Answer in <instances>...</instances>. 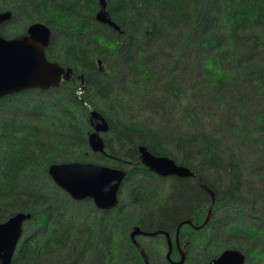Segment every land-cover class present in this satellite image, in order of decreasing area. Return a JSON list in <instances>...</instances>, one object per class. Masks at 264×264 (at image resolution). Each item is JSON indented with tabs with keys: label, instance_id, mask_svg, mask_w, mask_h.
Masks as SVG:
<instances>
[{
	"label": "trees",
	"instance_id": "1",
	"mask_svg": "<svg viewBox=\"0 0 264 264\" xmlns=\"http://www.w3.org/2000/svg\"><path fill=\"white\" fill-rule=\"evenodd\" d=\"M105 1L120 31L97 22L99 0H0V11L13 15L0 35L46 25L48 60L76 78L54 93L0 100V223L31 216L12 264H145L130 238L134 227L174 237L191 218L202 225L212 199L196 179L162 182L142 166L125 178L116 210L101 214L91 200L64 209L58 196H69L50 166L121 168L107 156L137 162L141 146L189 167L215 194L210 225L181 229L186 264H208L209 250L213 260L227 249L264 264V0ZM85 104L108 122L105 156L88 145ZM244 165H255L253 177ZM39 181L50 197L34 187ZM166 241L138 239L150 264H169Z\"/></svg>",
	"mask_w": 264,
	"mask_h": 264
},
{
	"label": "water",
	"instance_id": "2",
	"mask_svg": "<svg viewBox=\"0 0 264 264\" xmlns=\"http://www.w3.org/2000/svg\"><path fill=\"white\" fill-rule=\"evenodd\" d=\"M99 11L96 20L102 25L109 26L115 31H120L110 18L105 0H99ZM10 11H0V28L12 20ZM52 39L51 30L44 24L36 23L30 26L25 35L6 39L0 35V100L19 93L39 90L49 91L59 88L62 81H69L74 72L70 68H63L59 64L47 59L46 51ZM100 71L104 70L102 62L98 61ZM75 76V75H74ZM84 80L83 77H79ZM88 108L89 123L91 131L88 133L87 141L94 153H105L103 134L109 131L107 120L102 114ZM139 161L137 165H143L150 172L162 178L177 177L180 179H196L199 186L212 198V206L209 208L205 224L196 228L203 229L209 223L213 214L215 194L208 188L197 175L186 166L178 165L167 156L152 154L147 147L139 148ZM129 165V164H128ZM48 175L60 190L64 191L75 202L91 200L97 210L109 212L119 205L120 189L127 176L121 169L111 168L104 165L86 162H71L54 164L50 166ZM31 220V216L19 213L4 223H0V264H12L18 246L24 236V225ZM194 228L193 220L184 222ZM163 235L168 238L172 247L170 237L167 233L146 232L139 227H134L130 237L134 246L143 258L145 264H150L143 246L138 238H153ZM171 254H167L169 260ZM178 264L186 263V253H180ZM212 264H246V255L241 250H225Z\"/></svg>",
	"mask_w": 264,
	"mask_h": 264
},
{
	"label": "flooded vegetation",
	"instance_id": "3",
	"mask_svg": "<svg viewBox=\"0 0 264 264\" xmlns=\"http://www.w3.org/2000/svg\"><path fill=\"white\" fill-rule=\"evenodd\" d=\"M99 3V2H98ZM100 9V8H99ZM36 24V23H35ZM41 24V23H40ZM6 25V24H5ZM32 26V25H31ZM30 27V26H29ZM28 27V28H29ZM49 28V27H48ZM50 29V28H49ZM28 30V29H27ZM26 33H27V31H26ZM25 33V34H26ZM25 34H21V35H25ZM21 35H18V36H21ZM17 37V36H16ZM15 38V37H14ZM6 39H9V38H6ZM12 39V38H11ZM47 52V51H46ZM47 56V55H46ZM47 59H48V57H47ZM50 61V60H49ZM50 62H52V61H50ZM54 63H57V62H54ZM58 64V63H57ZM60 65V64H59ZM61 66V65H60ZM61 67H63V66H61ZM63 68H65V67H63ZM66 69V68H65ZM74 72V71H73ZM72 79H76L75 78V76L74 75H72V76H70V80L69 81H62V84L60 85V87L64 84V83H67V82H70ZM59 87V88H60ZM57 89V88H56ZM32 91V90H31ZM37 91H39V90H37ZM50 92H52V93H54L55 92V89H51V90H49ZM49 91H41V92H49ZM103 135H105V134H103ZM103 135H102V138H103ZM92 151V150H91ZM139 151V150H138ZM92 153L93 154H95V155H102V156H105L104 154H106V153H94L93 151H92ZM139 153V152H138ZM107 157H109L110 159H114L115 161H119V162H121L122 164H123V166L121 167V168H117V167H114V168H116V169H121V170H123V171H125L126 173H127V176L130 174V171H132V170H134V169H136V168H139L140 166H142V168L143 169H145L146 171H148V172H150L146 167H144L143 165H137V163H138V161H139V158H138V161L137 162H126V161H123V160H120V159H117V158H115V157H113V156H107ZM139 157H140V154H139ZM129 164V165H128ZM151 174H153V176H155V177H157V178H159L160 180H162V182H165L166 180H168V179H172V178H177V177H170V178H162V177H159L158 175H156V174H154V173H152V172H150ZM126 176V177H127ZM177 179H180V178H177ZM125 180V179H124ZM132 181V178L130 179V182ZM152 182L154 183V181L152 180ZM156 182H159V181H156ZM122 188V187H121ZM201 188V187H200ZM206 192V191H205ZM207 193V192H206ZM68 195V194H67ZM121 196H122V190L120 189V195H119V205H118V207L117 208H119L120 207V205H121ZM212 199V198H211ZM72 200V199H71ZM73 201V200H72ZM75 202V201H74ZM83 202H85V201H83ZM77 203H82V202H77ZM93 203V202H92ZM213 204V203H212ZM212 204L209 206V208L212 206ZM94 205V204H93ZM95 206V205H94ZM96 208V207H95ZM116 208V209H117ZM209 208H208V211H209ZM213 208H214V205H213ZM97 209V208H96ZM116 209H114V210H116ZM114 210H112V211H114ZM109 212H111V211H109ZM214 214V213H213ZM213 214H212V217H211V220H210V222L209 223H206L207 225L203 228V229H200V230H197L196 228H198V227H201L203 224H205V222H206V219H207V217H208V212H207V214H206V218H205V220H204V222H203V224L202 225H199V226H196V225H194V219L193 218H191V220H193V225H194V230H196V231H202V230H204V229H206L209 225H210V223H211V221H212V218H213ZM188 221V220H187ZM186 222V221H185ZM184 223V222H183ZM182 223V224H183ZM181 224V225H182ZM180 225V226H181ZM179 226V227H180ZM185 226H189V227H191L190 225H188V224H185V225H183L182 226V228L183 227H185ZM181 228V229H182ZM192 228V227H191ZM181 229L179 230V232L177 233L176 232V234H175V236L174 237H172V236H170L169 235V237H170V241H171V244H172V247L170 246V242H169V240H168V238L166 237V242H167V250H166V256H165V259H166V261L169 263V264H178L179 263V261H180V257H181V252L183 251L184 253H186V262H187V259H188V252L187 251H184L185 250V246L184 247H182L181 246V244H180V237H181ZM178 230V229H177ZM158 236H160V235H158ZM163 236V235H162ZM157 237V236H156ZM131 238V237H130ZM154 238V237H153ZM132 240V239H131ZM133 242V241H132ZM133 244H134V242H133ZM187 246V245H186ZM170 250H171V254H170V257H169V260L167 259V254L170 252ZM175 252H177L178 253V256H179V258H175ZM243 253L246 255V264H248V253L246 252V251H243ZM211 258H212V252H210V250L208 251V264H212V262L214 261V259L213 260H211ZM186 264V263H185Z\"/></svg>",
	"mask_w": 264,
	"mask_h": 264
},
{
	"label": "rangeland",
	"instance_id": "4",
	"mask_svg": "<svg viewBox=\"0 0 264 264\" xmlns=\"http://www.w3.org/2000/svg\"><path fill=\"white\" fill-rule=\"evenodd\" d=\"M42 102V104H45V105H47L46 104V102H45V100H43V101H41ZM27 103V102H26ZM25 105V104H24ZM35 108V107H34ZM48 108V107H47ZM252 146L254 147V148H256V145L255 144H252ZM241 149H243V148H241ZM250 159L251 160H253V161H255L256 159H255V157L253 156V155H250ZM252 162V161H251ZM252 166H255V165H244L243 167H242V170L243 171H245V173H246V179H249L250 177H253L251 174H249V172H250V170H249V167H252ZM244 176V175H243ZM245 177V176H244ZM245 179V178H244ZM245 179V180H246ZM248 182V181H247ZM246 182V183H247ZM34 187H36V188H38L39 187V189L41 188V192L43 193V194H45V195H47L48 197H50V192H48V188H46L44 185H43V183L41 182V181H39V182H36V183H34ZM143 185H146L145 183H143ZM55 196H57V195H52V197H55ZM58 197H60V200H61V204L62 205H65L64 207V209L66 210L67 208H68V210H80L81 208H82V206H80V205H77L76 204V202L74 203V202H72V200H71V198L70 197H68V198H66L65 196H63V195H59ZM70 199V200H69ZM78 206V207H77ZM83 211H84V213H79L78 215H77V217H79V218H83L84 216H86L87 215V212L89 211L88 209L87 210H85V209H83ZM99 211V210H98ZM226 211V210H225ZM101 214H103L101 211H99ZM96 215V213H89L88 214V219H92L94 216ZM221 216L222 217H224V218H226L227 216H228V213L227 212H224L223 214H221ZM78 219V218H77ZM90 221V220H89ZM244 221V220H243ZM140 238H145V239H148V238H146V237H140Z\"/></svg>",
	"mask_w": 264,
	"mask_h": 264
}]
</instances>
